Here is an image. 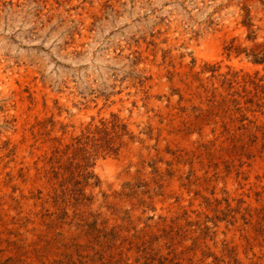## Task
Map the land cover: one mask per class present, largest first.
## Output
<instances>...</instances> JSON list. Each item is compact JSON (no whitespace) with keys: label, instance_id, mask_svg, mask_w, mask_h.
Masks as SVG:
<instances>
[{"label":"rangeland","instance_id":"1","mask_svg":"<svg viewBox=\"0 0 264 264\" xmlns=\"http://www.w3.org/2000/svg\"><path fill=\"white\" fill-rule=\"evenodd\" d=\"M0 264H264V0H0Z\"/></svg>","mask_w":264,"mask_h":264}]
</instances>
